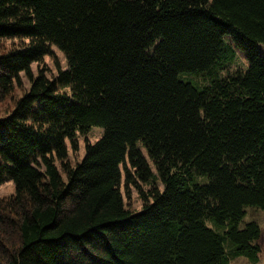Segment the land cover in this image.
<instances>
[{
  "label": "trees",
  "instance_id": "1",
  "mask_svg": "<svg viewBox=\"0 0 264 264\" xmlns=\"http://www.w3.org/2000/svg\"><path fill=\"white\" fill-rule=\"evenodd\" d=\"M1 39L21 45L0 53V105L31 86L0 114V264L258 261L264 0H0ZM53 45L68 66L35 75ZM128 164L150 183L137 211Z\"/></svg>",
  "mask_w": 264,
  "mask_h": 264
},
{
  "label": "rangeland",
  "instance_id": "2",
  "mask_svg": "<svg viewBox=\"0 0 264 264\" xmlns=\"http://www.w3.org/2000/svg\"><path fill=\"white\" fill-rule=\"evenodd\" d=\"M227 42L234 48L236 52V57L233 60L232 64L228 67V70H235L238 68L247 69L249 63L246 57V54L243 50L239 49L235 44H233V39L230 35L226 36ZM21 41L17 39H1L0 40V53L5 52L11 48L20 47ZM259 48L264 54V44L260 43ZM68 66V60L66 54L59 49L57 46L53 45V51L51 54L44 57L43 61L33 63V73L37 75L40 70H45L47 75L50 77L55 76L60 68H66ZM227 73V70L225 71ZM31 86L30 78L27 74L22 73V84L21 86H16L13 94L0 105V114H7L11 112L15 106L17 99L22 96ZM103 133V128L100 126H94L86 134H80L77 137L78 147L74 148L70 144V154L69 158L72 163H76L81 160L86 151L87 142H95L98 140ZM123 168V181H122V190L124 192L125 202L128 208L131 210L137 211L140 210L144 204V198L142 191L145 192L149 189L150 183H146L141 180L136 171L128 164V168L131 171V180H126L125 169ZM134 178V179H133ZM162 186V185H161ZM15 192L14 182L11 180H6L0 183V198L11 195ZM245 221L256 220L261 229V239L262 252L258 261H252L247 256H238L233 258L229 264H264V210L258 208H248L247 214L245 216Z\"/></svg>",
  "mask_w": 264,
  "mask_h": 264
}]
</instances>
